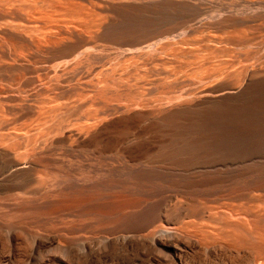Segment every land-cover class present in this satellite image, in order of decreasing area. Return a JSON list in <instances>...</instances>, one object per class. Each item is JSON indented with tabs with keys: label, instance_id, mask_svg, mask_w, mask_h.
<instances>
[{
	"label": "bare ground",
	"instance_id": "obj_1",
	"mask_svg": "<svg viewBox=\"0 0 264 264\" xmlns=\"http://www.w3.org/2000/svg\"><path fill=\"white\" fill-rule=\"evenodd\" d=\"M175 1L0 0V264H30L34 255L39 264H264V189L225 196L195 176L262 166L208 164L264 157L242 143L262 120L252 100L260 71L177 89L167 55L185 54L165 36L178 27L158 20L166 3L187 2ZM202 66L192 70L201 81ZM236 93L246 97L240 108L209 107ZM138 129L146 136L136 138ZM167 130L173 143L150 144ZM118 182L133 183L140 197L119 212V236L105 237L103 248L102 236L63 245L4 220L79 214L67 197L99 196Z\"/></svg>",
	"mask_w": 264,
	"mask_h": 264
},
{
	"label": "rangeland",
	"instance_id": "obj_2",
	"mask_svg": "<svg viewBox=\"0 0 264 264\" xmlns=\"http://www.w3.org/2000/svg\"><path fill=\"white\" fill-rule=\"evenodd\" d=\"M182 1L175 2L181 3ZM186 1V3L181 4L166 3L164 6L165 8L163 7L160 16H158V20L162 22L165 28L170 29L175 26L178 27V30L176 32L169 33L167 36H165V38L169 41L171 40V42H178L177 48L179 47V49H181V53L184 52L183 54H185L184 56L182 55L180 57H173V51H169V54L167 55V59L169 62L165 67L166 71L171 75H175L174 73H177L175 77L179 79L177 83L180 84H178L179 86L177 87V89L187 90L190 88L207 85L212 81H214L213 83H216V85L233 84L234 81L232 80L225 81V76H228L229 74L259 70L260 74L256 82H260V85L256 86L255 89L257 90V95L252 100L254 102L256 101L260 103L259 105L261 107L260 110L262 120L258 125L254 124L255 122L252 119V123L249 122V120L246 121L247 125L251 127L252 125H257V129H259V131H255L258 134L257 136H255V138H251L252 140L248 141H242V143L244 145H247L248 147L250 146L251 148L264 149V0ZM184 41H186V43ZM207 45L210 46L208 47ZM211 47L212 49H210ZM199 48L201 50H199ZM206 53L208 54L206 55ZM196 55H198L199 59L198 57L196 58ZM208 55L212 56H210L209 58ZM197 59L200 62H198ZM196 61L198 63H195ZM199 63H202L203 73H206L205 75H201H204L203 78L208 77V75L212 74L213 72H219V70L221 71L223 76H214L213 78L209 79V81L202 78L201 81V79H199V76L192 75V70H194L196 65ZM192 76L195 77L193 78ZM221 77L223 79H221ZM149 97H153V95H149ZM222 103L223 104L213 102V104H210L211 106L209 105V107L217 108L223 105L227 107L230 104V106H228L230 108H240L243 104L246 103V97L240 98L236 93L231 95L228 100ZM146 131L153 133L152 131ZM135 132H137V134L139 133L138 135L136 134V138L146 136L142 134L139 129L135 130ZM169 133L170 135L168 136L167 134ZM172 133L173 131L171 130H167L166 132L162 133L155 132L154 136L150 137L149 142L154 147H159L163 143L166 145H170L171 143H173V139L171 140V137H173ZM183 136L187 138L190 137V135L188 134L187 136ZM127 140L130 141L132 139L129 138ZM237 145L242 144L238 143ZM104 149L107 148L104 147ZM227 159L246 163L245 165L261 161L260 163L262 164V166L259 168H251L252 170H247L245 168L241 171H237L236 174H222L221 172H216L215 170H208L207 172H205V174L197 173L198 175L195 174V176H197V178L201 177L211 180V185H217L219 193L222 195L225 194V196L228 194H238L245 189H264V157L252 160L245 157L211 158L209 159L210 161L208 164L215 161H227ZM191 164L197 163L193 162ZM165 165V170L172 169L170 168V166L173 168H180L179 163H167ZM187 179L190 180L191 177ZM215 182L217 183L215 184ZM127 183L125 182V185L118 182L115 183L117 186L113 183V185L110 184L109 186L104 187L102 189L104 191H101L99 195L102 197L94 195L88 196V198L85 196H76V201H72V196L67 197L65 201V205L67 208L74 204V202L75 204H78L79 214L72 213L73 217H71V213L63 216H51L43 224L32 225L27 224V222L25 221H18L11 216H6L4 220L11 223H19L23 226H28L29 229L35 233L56 234L58 236V240H60L61 244L63 245L68 244L69 242H77L78 239H87L102 236L103 248L105 246V237L112 238L119 236V233L116 232L118 231L117 226L119 223V212L123 208H125V206L135 202V200L140 197V191L136 189V186L133 183L131 185V182ZM87 199L88 203L85 202L87 201ZM94 199L97 201H95ZM69 200H71V202H68ZM82 202L85 205H82ZM6 233H9L8 229L6 230ZM76 254H83L81 247L76 246ZM39 262L40 259L37 255H34L30 260V264H39Z\"/></svg>",
	"mask_w": 264,
	"mask_h": 264
}]
</instances>
